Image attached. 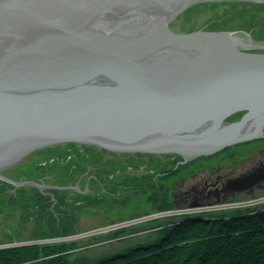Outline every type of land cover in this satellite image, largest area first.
<instances>
[{
  "label": "water",
  "instance_id": "obj_1",
  "mask_svg": "<svg viewBox=\"0 0 264 264\" xmlns=\"http://www.w3.org/2000/svg\"><path fill=\"white\" fill-rule=\"evenodd\" d=\"M205 1L0 0V171L62 143L191 159L264 137L259 45L169 25Z\"/></svg>",
  "mask_w": 264,
  "mask_h": 264
},
{
  "label": "rangeland",
  "instance_id": "obj_2",
  "mask_svg": "<svg viewBox=\"0 0 264 264\" xmlns=\"http://www.w3.org/2000/svg\"><path fill=\"white\" fill-rule=\"evenodd\" d=\"M169 25L177 32L203 29L231 32L242 39L249 36L259 46L244 49L264 53V0L201 2L176 15ZM239 113L229 116L226 122L239 120L244 112ZM262 138L239 142L191 159L174 153H117L79 143H62L39 149L0 171L1 175L19 185L1 178L0 181L12 184L18 194L21 190L29 194L34 187L48 195L47 202L40 199V203L47 205L45 213L37 214L40 210L38 208L37 211L34 203L30 208L36 214L24 217L19 205L0 204V240L4 241L0 242V248L73 241L77 244L73 251L82 254L81 260L90 261L144 241L153 234L174 233L172 228L184 217L211 221L220 213L260 208L264 206V188L246 189L213 203L181 207L172 202L170 188H186L203 176L213 179L224 173L229 177L236 176L257 166L258 161L264 160V148L257 151L249 149L254 142L264 145ZM238 149L247 150L246 154H240ZM203 156H209V159H202L206 161L204 163L198 161ZM173 158L184 162L175 171ZM77 165L82 167L78 172L70 170ZM189 165L205 168L202 167L196 177L185 181L182 170L185 167L189 169ZM178 171L180 175L177 176L166 174ZM147 175L149 180L143 177ZM56 190L67 192L68 199L63 204H57ZM89 198L95 201L88 205L85 202ZM71 211L78 217L74 233L51 238H27L39 231L43 235L46 229L50 230L42 217L48 212L57 218ZM77 259L80 260L79 255Z\"/></svg>",
  "mask_w": 264,
  "mask_h": 264
},
{
  "label": "trees",
  "instance_id": "obj_3",
  "mask_svg": "<svg viewBox=\"0 0 264 264\" xmlns=\"http://www.w3.org/2000/svg\"><path fill=\"white\" fill-rule=\"evenodd\" d=\"M79 167L70 170L78 172L82 168ZM0 187V204L19 205L24 217L36 214L30 208L34 203L37 211L40 210L37 214L45 213L47 205L40 203V199L47 202L49 196L39 189L33 187L29 194L22 190L18 194L12 184L3 181ZM56 192L57 204H63L68 199L67 192ZM92 201L95 200L89 198L85 203L89 205ZM42 217L50 230L42 231L43 235L39 231L28 239L67 236L76 230L78 217L74 211L57 218L48 212ZM194 220L184 217L172 228L174 233L153 234L144 241L90 261L81 260L82 254L73 251L76 242L61 241L0 248V264H264V206L220 213L211 221Z\"/></svg>",
  "mask_w": 264,
  "mask_h": 264
},
{
  "label": "flooded vegetation",
  "instance_id": "obj_4",
  "mask_svg": "<svg viewBox=\"0 0 264 264\" xmlns=\"http://www.w3.org/2000/svg\"><path fill=\"white\" fill-rule=\"evenodd\" d=\"M262 139H264V138H262ZM242 144H246V143H242ZM263 148H264V145H261V144L258 145V142H254V145H252L249 150L257 151V150H260ZM246 151L247 150H239V153L245 155ZM248 152H250V151H248ZM132 154H142V153H132ZM207 157H209V156H207ZM207 157L205 158V156H203L198 161H201L204 163L206 161H203V160L209 159ZM173 161H174L173 163H175V168L173 169V171L178 170L179 167H182L181 164L184 163L181 160H174V158H173ZM258 162H259V164L257 166H253L251 168H248V169H246V171L241 172L239 175H236V176L229 177L225 173L224 174H218L215 177V179H213L212 177L203 176L199 180L196 179L197 180L196 182L192 183L191 186H188L186 188L182 187L180 189H176V187H175V189H173V190H172V188H170V190H171V192H170L171 197L170 198H171L172 202L176 206H179V207L186 206V205H204V204L220 201V200L226 199L229 195L236 193L235 188L239 187V186H235L232 184V181L234 179H237V178L243 179L247 176H250L251 174H256V176L259 178L252 185L248 186L247 189H249V190H254L255 188L263 189L264 188V160H260ZM202 167L203 166H198L196 168L195 166L190 167V165L188 167L189 169H187L185 167L182 170V171H184L182 173L186 177L183 176L184 178L182 177V179L186 181L187 179L196 177L195 175L197 173H199V171H201L203 168H205V167H203V168ZM179 171L176 173L169 172L166 174H169L170 176L173 177V176L180 175ZM160 176L161 175H158V178H161ZM143 177L145 180H149V178H150L149 175L143 176ZM243 184H241V185H243ZM159 188H160V186H159Z\"/></svg>",
  "mask_w": 264,
  "mask_h": 264
},
{
  "label": "bare ground",
  "instance_id": "obj_5",
  "mask_svg": "<svg viewBox=\"0 0 264 264\" xmlns=\"http://www.w3.org/2000/svg\"><path fill=\"white\" fill-rule=\"evenodd\" d=\"M124 21V19H123ZM118 24H124V23H118ZM118 24L116 25H113V26H109V28H113L115 26H117ZM135 27H137V25H135ZM139 28H143V27H139ZM126 31H128V29H119V34H123L124 36H129V34L125 33ZM123 35H121L120 37H122ZM242 44H245V45H254L256 44L255 41H253L251 39V37L248 36V38L246 39H241V38H237Z\"/></svg>",
  "mask_w": 264,
  "mask_h": 264
}]
</instances>
